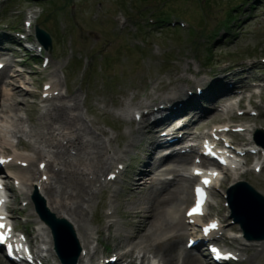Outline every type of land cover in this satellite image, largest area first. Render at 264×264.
<instances>
[{
  "label": "rangeland",
  "instance_id": "rangeland-1",
  "mask_svg": "<svg viewBox=\"0 0 264 264\" xmlns=\"http://www.w3.org/2000/svg\"><path fill=\"white\" fill-rule=\"evenodd\" d=\"M28 7L34 11L31 33L34 35V25L38 24L52 37L51 51L44 50L43 53L51 59L48 67H42L41 60L32 61L31 57L35 52L26 51L25 74L15 81L17 90L24 89L23 95L17 96L18 103L15 106L20 114L27 115L25 125L29 129L40 122L36 119L40 102H36L38 96L35 93L39 94L41 84L49 80L56 81L58 87L64 89L66 97L60 103L65 100V103L72 105L74 102L71 95H78L79 107L71 116L76 118L74 116L79 113L83 116L75 122L87 125L88 132L85 131L84 139H90L94 135L108 144L111 138V147L118 149L123 147L126 139L136 138L135 135L127 137L134 127L115 115L119 109L139 108L151 102L168 100L174 96L175 91L187 96L186 90L194 92L197 85L206 91L218 81V85L224 87V83L241 80V85L247 87L242 100L239 101L242 102L240 107H247L248 95L253 92H260L261 98L264 97V91L252 85L253 81L264 79V66L261 64L264 57V0H0V49L7 47L3 37L8 36L9 30L6 27L22 30L25 17L23 11ZM160 15L164 19L172 15L173 19L186 20L193 25V29L171 26L168 23L170 19L161 24ZM230 17L234 19L231 20ZM147 18H154L155 24L150 25ZM121 20L124 23H119ZM33 39L34 36H30V44H26L28 49L31 48ZM7 65H11L10 61H7ZM84 65L88 67L86 71ZM7 72V67L1 71L0 80ZM25 89H29L30 93ZM234 99L227 101V104L233 106L232 104L236 103ZM205 100L210 102L204 97L198 99V103L201 105L204 102V106L212 105ZM251 102L258 106L254 107L260 115L246 118V122L249 121L253 125L255 132L262 131V134L253 132L255 137L264 142V104L260 103L258 96H252ZM53 112L56 113L52 111V114ZM207 117L190 128L204 132L206 125L210 126L215 122L245 120L234 117L233 114L230 117L229 112H216V107ZM40 128L42 127L36 129L41 131ZM90 128L99 133L105 131L106 134H92ZM20 149L31 151L25 137ZM121 154L130 161L127 172L111 184L107 192L102 193H106L105 199L102 200L103 209L100 205L88 209L90 232L97 225L101 215L113 208L117 211L112 217L115 226L111 230V238L105 241L108 232L105 229L101 231L104 243L97 248L95 258L101 256L103 246L108 250L106 254L114 250L124 254L133 247L121 244L117 238V235L125 230L133 232L136 226L125 228L123 223L135 224L136 219L122 215L128 200L122 195L115 197V194L133 178L134 167L142 152L139 148H132ZM245 169L237 181L248 182L264 197V169L260 174H255L249 166ZM105 173L103 170L99 175H103V178ZM234 184L232 176L228 177L223 181L221 190L224 192ZM84 186L86 187L87 183ZM97 186L99 182L94 185L95 192L98 191ZM190 193L188 183V202ZM210 201L211 213L216 212L220 217L227 214L223 206L225 199L221 193L213 196ZM184 205L178 211L181 218ZM18 206L15 201L12 209L18 211ZM17 214L26 217L28 227L32 230L35 223L31 206L26 207L23 213ZM90 219H93L92 222ZM22 223L21 220L20 224ZM230 229L234 232L241 230L237 223ZM260 232L257 228L249 229V233L254 237ZM186 236L187 233L176 240L180 242L181 248ZM261 242L262 240H252V245L256 243V246H251L252 249H246L242 253L248 259L240 264H264V254L249 262L253 254L259 253ZM155 250L157 248H152L150 257L157 254ZM127 255L128 258L131 257ZM134 255L138 256L137 249ZM0 264H9L1 253Z\"/></svg>",
  "mask_w": 264,
  "mask_h": 264
},
{
  "label": "bare ground",
  "instance_id": "bare-ground-1",
  "mask_svg": "<svg viewBox=\"0 0 264 264\" xmlns=\"http://www.w3.org/2000/svg\"><path fill=\"white\" fill-rule=\"evenodd\" d=\"M50 85L52 86L50 92L58 89L55 82L51 81ZM6 86H11V91H6ZM16 87L13 83L8 82L0 88V155L9 149H12V152H17L16 148L13 147L12 139L18 138V135L20 139L23 136L27 139V145L31 151L19 152V155L16 154V158L29 161V165L27 167L14 166L10 174L19 178L21 191L26 196L31 194L35 186H40L37 191L44 198L48 210L55 217L64 219L71 224L77 244L82 251L85 250L86 254L93 258L96 251L90 250V243L94 240L100 244L101 231L105 228L109 230L115 225V223L105 224V219L110 217L109 214L101 215L97 225L90 232L91 228L87 219L88 209L96 208L98 205L101 208L104 206L102 196H97L94 192V185L99 182L101 176L99 173L110 168L114 161H117V150L124 153L128 149L139 148L142 156L134 167L133 178L115 194V197L122 195L128 200L125 205L126 210L122 215L136 219L135 224L123 223L125 228L136 226L133 232L125 230L124 233L117 235L121 244L133 245L129 252L123 254L124 257L128 256L127 254L131 255L128 264L133 263V257L136 258L134 255L136 249L138 254L143 252V259H146L147 257L150 258L149 254L152 248H157L155 250L157 254L153 257L162 264H206L202 258L193 255L188 249L181 248L180 242L176 241L179 236L187 233L183 218L178 215V211L189 200L188 183L190 182L183 179L178 173L180 170L186 169L185 165L190 162L189 156H180L179 158L161 156L164 149L160 147L159 136L149 133V129L146 130L148 125L131 129L127 137L135 135L136 138L126 139L121 149L111 147L113 143L111 138L108 144L94 135L85 140L84 133L85 131L88 132L87 125L75 122L83 116L80 113L74 116L76 118L71 116L79 107V97L75 94L71 95L74 102L72 105L68 102L57 104L56 100H51L48 112L38 118L40 122L36 123L37 125L35 124L33 128H25L22 121L20 122L21 126L15 125L16 122L11 123L14 118L7 116L8 112H13L12 117L18 116L16 109L13 108L15 100L8 104L5 101L15 98L21 93V90H17ZM177 92L175 91L174 96L165 103L174 105L180 101L183 103L184 109L186 107L190 109L189 122L191 126L196 125L203 118L207 119V114L214 108L212 105L210 106L211 109L202 108L197 101ZM3 96L6 98L2 99ZM53 98L59 99V96L52 94V97L47 100ZM172 99H176L173 104ZM52 111H56V113L53 112L52 114ZM37 127H42L40 128L41 131L37 130ZM12 130H14L13 136L9 139L8 134ZM191 131L187 133L188 136H192ZM100 133L101 135L106 134L105 131H100ZM116 137L118 138V136ZM174 137L173 134L171 138ZM46 148L51 151L46 150ZM108 150L112 151L110 156L107 155ZM154 152L158 154L152 159ZM34 156H36V160L38 159L37 161ZM1 160L7 162L5 166L10 165L8 158H0ZM42 160L46 161V167L42 174L50 175L49 180L43 185L36 178L37 166ZM57 168L59 170H56ZM230 174L233 184L239 180L241 171H233ZM89 175H92L91 179L88 178ZM86 183L87 186L85 187L84 184ZM9 191L12 196V189ZM211 206L212 204L208 205L209 208ZM239 207L240 205H237L235 211H238ZM116 212V208H114L112 215ZM92 220L90 219V222ZM35 221L36 238L42 241L48 240L49 228L38 217H35ZM57 240L58 244H61L60 238ZM48 241L52 242L50 239ZM14 242L16 245L21 243V238L15 236ZM259 245L261 246L259 253L253 254L249 258V262H253L261 254H264V240ZM251 246H256V243ZM52 256L55 255L52 254Z\"/></svg>",
  "mask_w": 264,
  "mask_h": 264
},
{
  "label": "water",
  "instance_id": "water-1",
  "mask_svg": "<svg viewBox=\"0 0 264 264\" xmlns=\"http://www.w3.org/2000/svg\"><path fill=\"white\" fill-rule=\"evenodd\" d=\"M38 36L45 47L50 46V38L45 32L38 30ZM237 186L241 188V199L237 200L234 194L229 197L236 221L244 227L247 237L251 238L248 229L256 226L262 230L257 239H264V198L246 182H240ZM237 205L240 207L235 211ZM64 224L72 234L70 225L66 222Z\"/></svg>",
  "mask_w": 264,
  "mask_h": 264
},
{
  "label": "snow or ice",
  "instance_id": "snow-or-ice-1",
  "mask_svg": "<svg viewBox=\"0 0 264 264\" xmlns=\"http://www.w3.org/2000/svg\"><path fill=\"white\" fill-rule=\"evenodd\" d=\"M204 183H205V184H207V183H208V181H207V180H205V181H204ZM198 191H199V190H198ZM0 203H2V201H0ZM197 207H199V205H198ZM193 211H195V209H194ZM189 214H191V213H189ZM2 227H3V225H2V224H0V228H2Z\"/></svg>",
  "mask_w": 264,
  "mask_h": 264
}]
</instances>
